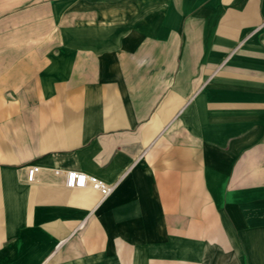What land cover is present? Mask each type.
Returning <instances> with one entry per match:
<instances>
[{
	"label": "crops",
	"instance_id": "0c3cea01",
	"mask_svg": "<svg viewBox=\"0 0 264 264\" xmlns=\"http://www.w3.org/2000/svg\"><path fill=\"white\" fill-rule=\"evenodd\" d=\"M0 264H264V0H0Z\"/></svg>",
	"mask_w": 264,
	"mask_h": 264
},
{
	"label": "built area",
	"instance_id": "2783aa9c",
	"mask_svg": "<svg viewBox=\"0 0 264 264\" xmlns=\"http://www.w3.org/2000/svg\"><path fill=\"white\" fill-rule=\"evenodd\" d=\"M41 167L36 164H31L27 166V178L28 180H34L37 173L40 171ZM53 172L57 175L62 176V183L68 187H84L92 186L99 189L103 195L108 194L113 185L104 181L94 174L87 173L85 171L77 169H58L54 168Z\"/></svg>",
	"mask_w": 264,
	"mask_h": 264
}]
</instances>
